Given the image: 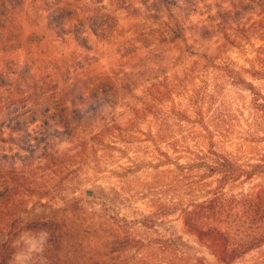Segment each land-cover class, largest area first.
Returning <instances> with one entry per match:
<instances>
[{"label": "rangeland", "instance_id": "374dc122", "mask_svg": "<svg viewBox=\"0 0 264 264\" xmlns=\"http://www.w3.org/2000/svg\"><path fill=\"white\" fill-rule=\"evenodd\" d=\"M113 1L7 0L0 9V81L10 86L0 88V95L12 99L0 109L3 264L75 262L78 247L87 251L89 235L116 224L132 240L134 263L164 264L170 257L161 246L178 240L187 256L213 264L179 215L164 214L162 206L184 194L175 192L178 181L198 190L197 165L207 153L208 134L214 150L239 164L264 155L253 108L255 96L264 98V68L257 61L264 48L259 6L253 2L240 11L238 24L226 21V27L237 25L241 41L203 70L192 62L201 63L213 52L206 45L221 39L216 28L208 42L201 40L199 28L209 25L204 9L184 20L191 28L184 32L186 42L161 44L159 21L138 0L105 19L109 30L102 28L101 13L111 11ZM96 7L100 13L91 10ZM59 9L71 15L62 27L66 33L47 26ZM75 20H84L83 36H74ZM124 72L135 75L128 89L119 79ZM170 85L145 106L155 96L146 88ZM61 91L85 99L71 104L69 96L60 99ZM90 93L98 94L96 100L86 99ZM27 94L32 98L20 103ZM31 222L34 229L28 228ZM78 232L81 245L73 240ZM234 264H264V247Z\"/></svg>", "mask_w": 264, "mask_h": 264}, {"label": "trees", "instance_id": "16d2710c", "mask_svg": "<svg viewBox=\"0 0 264 264\" xmlns=\"http://www.w3.org/2000/svg\"><path fill=\"white\" fill-rule=\"evenodd\" d=\"M141 5L145 6V13L152 20L159 21L158 43H172L177 40L186 42L184 36L185 31H190L191 28L184 25V20L189 14L198 12L199 9H204L207 14L206 21L208 26L203 25L199 28L201 40L208 42L207 35L214 34V29L219 28L220 38L212 42V46H207L205 50H211V55H203L201 63L192 62L193 68L210 69L214 66L211 61L227 48L236 47L241 41V37L237 32V25L231 28L226 24L228 20L234 21L233 24H238L240 11H245L249 4L255 2L261 9L260 13L264 14V0H138ZM248 4H244L246 2ZM96 4L99 3L95 0ZM133 0H114L111 11L101 13L104 15V20L111 17L117 10H126L133 8ZM7 0H0V9L5 8ZM224 4H227L224 6ZM176 8L178 13H174L170 7ZM214 8L215 14L211 15L210 10ZM253 8V7H252ZM93 13H100L96 8L91 9ZM139 9L134 8V11ZM48 17V28L54 29L56 32L62 31L66 33L62 27L67 21L71 20V15L64 14L62 9L55 10ZM199 14V13H198ZM55 15H57L55 17ZM202 15V14H199ZM79 31H76L74 36H83L80 29L84 25V20H75ZM212 24V25H211ZM109 30L108 21L102 22L101 27ZM226 30H231L230 35L226 34ZM72 33V32H71ZM85 40H83V43ZM262 49V50H261ZM257 56L258 64L264 68V48H260ZM257 51V52H258ZM128 58V54L126 55ZM199 62V61H198ZM144 72L142 73V75ZM130 72H124L120 77L124 88L128 89L134 83ZM117 79V78H116ZM114 83V82H113ZM113 83L108 88L110 92L113 88ZM7 85L4 81H0V88ZM57 85L54 84V87ZM151 86H153L151 84ZM172 85L163 86V89L158 87H149L145 91L155 96L144 101L145 106L150 102L156 101V96H162L170 91ZM252 89L251 84L247 85ZM98 87V86H96ZM10 88V86L8 87ZM152 89V90H151ZM10 90V89H9ZM24 91L20 92L23 94ZM66 92L59 93L60 99L69 96L72 100L71 104L78 103L85 99L80 93L71 92L70 95ZM148 93V94H149ZM101 96H104V91H100ZM24 97L20 103L27 102L31 95ZM97 93H90L86 99L96 100ZM11 95H0V109H7V105L11 102ZM255 111V124L258 132L263 136L259 138L264 142V98L255 96L253 101ZM87 111V110H86ZM85 111V112H86ZM208 150L206 154L201 156L202 161L198 163L202 173L200 174V185L198 190L195 189L193 183L182 185L180 181L175 184V192H180L183 189L184 194L181 198L172 201L168 206H162L164 214H178L183 227L186 231L193 235L197 243L204 247L208 253L215 259L213 264H234L237 260L242 259L246 255L258 251L264 247V155H261L256 161L239 164L230 159L227 155L213 149L212 135L208 134ZM191 171L195 169V165H189ZM180 172H184L186 167L178 166ZM187 177L190 175L185 174ZM216 176L213 183H207L205 180ZM256 181V182H254ZM248 185L247 188L244 186ZM187 198V199H184ZM64 218H62L63 220ZM29 229H34V222L28 224ZM121 229L120 225L111 227L106 232L94 231L87 237L89 241L87 251L82 247H78L76 251L75 262L67 261L62 264H147L143 262L134 263L130 255L131 239ZM106 233V235H104ZM81 233H76V239L80 244ZM170 240L165 245L161 246V250L170 258L164 261V264H207L204 259H193L178 249V243ZM86 252V253H85ZM88 254V255H87ZM4 251H0V264H3ZM88 256V257H86ZM86 257V258H85ZM85 258V260H83Z\"/></svg>", "mask_w": 264, "mask_h": 264}]
</instances>
